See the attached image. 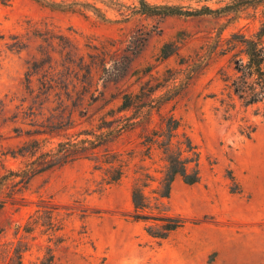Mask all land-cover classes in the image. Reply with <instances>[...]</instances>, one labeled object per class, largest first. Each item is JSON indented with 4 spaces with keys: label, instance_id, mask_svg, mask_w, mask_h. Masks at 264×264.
Segmentation results:
<instances>
[{
    "label": "rangeland",
    "instance_id": "374dc122",
    "mask_svg": "<svg viewBox=\"0 0 264 264\" xmlns=\"http://www.w3.org/2000/svg\"><path fill=\"white\" fill-rule=\"evenodd\" d=\"M50 1L58 6L41 0L0 2V264H16L18 249H27L20 264H36L47 246L54 248V264H264V102L232 106L218 73L231 56L224 53L219 33L225 28L227 39L240 29L253 30V10L238 21L231 16L134 15L124 22L119 4L110 0ZM149 1L192 10L227 0ZM120 2L130 8L137 4ZM28 22L76 38L81 53L93 51L89 43L114 40L125 47L132 34L140 33L143 50L123 89H137L151 73L168 68L187 79L165 111L175 114L197 146L200 180L174 183L168 205L186 222L160 246L144 222L129 217L130 178L100 187V172L87 159L57 164L29 179L20 176L32 153L34 159L66 140L58 127L68 122L61 104L70 103L63 91L39 95L37 78L50 64L35 60L50 51L57 69L51 76L62 78L69 64L66 44L33 39L22 50L8 46L13 35L27 32ZM139 141L133 131L112 146L138 148Z\"/></svg>",
    "mask_w": 264,
    "mask_h": 264
},
{
    "label": "trees",
    "instance_id": "16d2710c",
    "mask_svg": "<svg viewBox=\"0 0 264 264\" xmlns=\"http://www.w3.org/2000/svg\"><path fill=\"white\" fill-rule=\"evenodd\" d=\"M6 1L0 0L2 3ZM41 1L58 6L50 0ZM110 1L119 4L124 22L134 15L145 18L231 16L238 21L242 13L252 9L250 18L256 23L253 30L247 33L240 29L227 39L223 38L225 28L219 33V41L226 45L224 53H231V56L228 67L220 68L218 73L232 106L249 107L264 102V0H227L219 7L203 5L192 10L149 0H137L131 8L120 0ZM26 31L25 34L13 35L8 46L22 50L33 39L50 46L59 42L66 44L63 47L67 50L69 64L65 66L67 74L62 78L51 76L57 69L51 65L56 58L50 51L40 58L35 57V60L45 59V63L50 64L49 68L42 69V77L37 78L39 95L49 96L63 91L70 103L61 104L68 111V122L63 124L60 121L58 127L66 140L60 141L55 150L35 155L34 159L32 153L20 176L29 179L38 171L57 164L87 159L93 163L94 170L100 172V187L116 185L124 178H130L133 209L129 217L144 222L147 233L160 246L186 222L168 205L174 183L182 179L193 185L200 180L197 146L175 114L165 111V107L187 87V79L168 68L160 75L151 73L137 89H123L135 59L143 50L145 39L140 33L132 34L125 47L114 40L109 44L89 43L86 46L93 51L81 53L76 38L59 33L50 25L42 27L39 23L28 22ZM3 38L0 34V41ZM32 78L33 73H27L30 86ZM111 89L116 90L112 92ZM79 119L83 120L78 122ZM82 123L86 126L69 131ZM133 131H138L140 147L118 150L112 146ZM44 132L52 133L51 130ZM36 148L41 147L37 145ZM11 172L15 174V171ZM25 250H17L16 264L21 263ZM54 262V248L47 246L45 255L36 264Z\"/></svg>",
    "mask_w": 264,
    "mask_h": 264
}]
</instances>
